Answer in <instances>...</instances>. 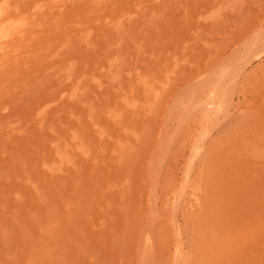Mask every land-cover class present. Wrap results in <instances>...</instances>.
<instances>
[{"label": "rangeland", "instance_id": "1", "mask_svg": "<svg viewBox=\"0 0 264 264\" xmlns=\"http://www.w3.org/2000/svg\"><path fill=\"white\" fill-rule=\"evenodd\" d=\"M0 8V264H264V0Z\"/></svg>", "mask_w": 264, "mask_h": 264}, {"label": "bare ground", "instance_id": "2", "mask_svg": "<svg viewBox=\"0 0 264 264\" xmlns=\"http://www.w3.org/2000/svg\"><path fill=\"white\" fill-rule=\"evenodd\" d=\"M1 9V8H0ZM0 17H2V14L0 12ZM11 19V18H10ZM6 22V20L4 21V23ZM18 22V21H17ZM9 24V23H8ZM10 24H12L10 22ZM3 20L0 19V43H1V39L3 38H6L8 37L7 34L3 35ZM8 26V25H7ZM10 26V25H9ZM6 27V26H5ZM12 27V26H11ZM19 28V27H18ZM17 28V29H18ZM23 28V27H22ZM6 29V28H5ZM12 29V28H11ZM20 31H18L19 33ZM263 35V34H262ZM17 36V35H16ZM264 39V36L261 37L260 40H263ZM258 41L256 42V44L252 45V47L250 49H248L247 53L245 55H249L248 57L247 56H244L242 59H241V63L243 64V66H248L249 64H251L252 60H255L256 59H260V57H262V52H264V50L261 52L259 51V53H257L258 51V46H259V42L261 41ZM6 42V41H5ZM4 43V42H3ZM6 45V44H5ZM10 45V44H9ZM4 46V44H3ZM7 47L8 44H7ZM260 48V46H259ZM0 52H4V47H1L0 49ZM256 54V55H255ZM3 58L0 57V61L4 60V58L6 57L5 56V52L1 54ZM0 55V56H1ZM230 84V82H227V83H223L222 85L218 86V88L213 92V94L211 95V98H210V101L208 103V106H207V114H206V121H208V126H206L205 128H203L202 132H201V136L200 138H198V140L196 141L195 143V146L193 148V153H192V161H191V164L199 157V155H201V152L202 150L204 149V144H206V140L209 138V135H210V125H212V123H214L213 121L214 120H217V116L219 115V113L222 111L223 109V100L225 97V94H226V91H227V88H228V85ZM155 90V89H154ZM155 92V91H154ZM215 125H216V121H215ZM205 126V125H204ZM214 130V129H213ZM201 131V130H200ZM199 134V133H198ZM191 167L189 166L187 172L185 173L184 175V179L182 181V183L180 184V191L178 192H174L175 194L170 198L172 199L173 198V202H171L173 204V225H174V229H175V234H177V240H176V245H177V249H178V252H180V256L178 257V259L176 260V263L175 264H181L180 261H179V258L180 260L184 261L183 259H186L187 255L185 253V247L183 245V242H182V232H181V225L180 223L178 222V218H177V212H178V206L179 204L183 201H185L184 199V194H186L184 191H186L185 189L187 188L188 186V182H189V171L191 170L190 169ZM191 172V171H190ZM158 187V186H157ZM178 188V189H179ZM172 194V193H171ZM190 196H187L189 197L188 198V201H187V204L184 205L188 210H191L193 208H195L197 206V204L199 203V199H198V196H197V193L193 192L191 194H189ZM186 198V197H185ZM170 199V200H171ZM187 200V199H186ZM182 205V204H181ZM183 206V205H182ZM179 216V215H178ZM181 219V218H180ZM187 260V259H186ZM186 263V262H185ZM188 263V262H187Z\"/></svg>", "mask_w": 264, "mask_h": 264}]
</instances>
